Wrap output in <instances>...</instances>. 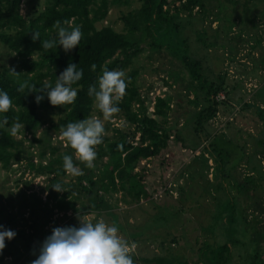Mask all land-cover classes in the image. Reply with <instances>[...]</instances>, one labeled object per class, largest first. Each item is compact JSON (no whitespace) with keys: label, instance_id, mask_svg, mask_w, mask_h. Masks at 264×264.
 Returning a JSON list of instances; mask_svg holds the SVG:
<instances>
[{"label":"trees","instance_id":"trees-1","mask_svg":"<svg viewBox=\"0 0 264 264\" xmlns=\"http://www.w3.org/2000/svg\"><path fill=\"white\" fill-rule=\"evenodd\" d=\"M206 1L0 0V43L17 58L20 71L16 72L21 73L19 76H13L4 67L0 70V91L7 92L15 106L6 114L8 125L0 128V168L9 171L14 165L26 161L28 174L31 173L33 178H42L45 181L46 186L43 188L46 194L45 203H53L54 211L62 213L63 217L69 212L79 211L82 215L101 213L110 215L112 210L110 199L124 205L151 202L159 213L153 216V224H147L145 231L153 228L160 229L163 233L175 214L166 217L167 211L164 206H158L152 201L154 197H158L159 189H152L147 181L150 168L140 165L142 161L155 159H160L162 165H167L163 162H166L163 157L169 153L173 144L181 142L176 124L169 123L172 97L167 94H163L162 98L156 97L153 112H148L152 100L149 99L148 93L144 98L141 96L134 82L136 72L132 71L126 78L128 84L126 95L118 105L121 111L114 117L126 122L128 128L118 129L106 124V133L110 125L113 128L112 136L106 134L103 143L98 146L95 167L88 169L77 161L82 174L70 180L63 169L62 156L64 154L74 156V152L67 146L66 141L60 140V128L66 127L69 122L92 116L93 98L87 95V90L89 85L97 83L98 77L102 74V67L126 72L141 54L143 46L147 44L155 51L170 56L183 69L188 78L184 89L188 95L193 96V100L187 103L197 109L192 117L193 130L195 133L203 131L202 129L212 119H216L218 109L226 102L223 79L217 77L213 81L208 80L202 61L195 59L191 51L192 42L187 36L188 30L191 31L195 36V43L206 47L203 37H207L205 34L200 35L199 28L196 30L195 25L201 26L203 19L209 21L210 16H203L200 20L193 18L195 9L204 12ZM221 1L227 5L218 7L219 12L223 10L225 18H219L218 14L213 16L214 22L226 23L222 29L226 28L230 33L237 25H242L240 32H249L256 28V17L251 18L249 15L254 8L255 0ZM24 3L26 13L22 16L20 8ZM120 8H124L126 12L118 18L123 30L116 32L108 23L104 25V22H107L111 9ZM231 15L234 18L229 23L227 19ZM65 20L82 26L83 38L80 45L68 53L64 52L62 46L45 51L41 48L42 40L53 39L56 36L53 25L56 21L63 23ZM35 31L40 33L41 38L34 42L31 37ZM256 48H261V42L254 40L251 49ZM262 49L264 50V47ZM262 62L264 63V58ZM69 63H75L78 69H83V78L74 85L80 88L76 101L65 109L52 106L46 95L37 104L35 96L43 95L42 93L17 91L18 84L22 81L35 84L37 90L46 83L54 86L56 77ZM93 64L96 65L95 71L92 70ZM163 86L170 87L166 82H163ZM219 94L223 95V101L216 100ZM133 107H136V110ZM243 107L255 110L263 122V129L256 138H250L252 150L246 156L248 172L242 181L233 180L230 184L231 176L226 170L229 156L224 150L223 142L216 141L204 149L216 167L215 184L208 185L204 193L211 196L212 190L221 196L211 198L218 203L216 208L218 212L206 215L209 217V223L203 229V234L209 237V241L203 243L199 261L195 264H232V250L235 249L238 253L239 249L244 247L250 248L246 250L245 257L238 256L239 259H244L242 264H264L262 259L264 251L255 250L256 244L251 241L244 228V217L239 209V203L244 201L250 206L264 204V110L261 107H253L252 104H244ZM96 116L101 117L98 110ZM17 121L24 125V131L21 129L16 134H19V140L16 139V135L13 136L10 131L5 130L10 129ZM228 123L232 121L226 122V125H230ZM40 130L44 131L41 136H37ZM209 138H213V135ZM33 148L37 151L33 152ZM55 183H61L68 191H54L51 186ZM29 185L30 183H26L27 188ZM160 190L164 191L163 195L172 191L165 186ZM230 190L235 196L229 194ZM118 194L119 200H116ZM200 200L204 201V197ZM47 204H44L45 211L34 212L40 221L31 227V234L19 232V240L13 238L10 242L5 241L6 247L0 253V262L5 257L9 260L23 259L31 257L32 253H38V247L50 234L45 230L51 222ZM4 218V211L0 208V225L11 230L14 219L9 216L4 223ZM113 220L116 223V217H113ZM118 228L123 230L119 225ZM167 235L169 233L166 232L165 236ZM165 236L159 246L162 254L151 258L134 256L135 264H189L183 258L168 252V248H164ZM33 240L37 242L36 247L32 245ZM23 253L27 255L24 256ZM28 262L23 263L31 264Z\"/></svg>","mask_w":264,"mask_h":264},{"label":"rangeland","instance_id":"rangeland-1","mask_svg":"<svg viewBox=\"0 0 264 264\" xmlns=\"http://www.w3.org/2000/svg\"><path fill=\"white\" fill-rule=\"evenodd\" d=\"M222 5L226 4L221 0H207L204 12H200L198 9L193 12V18L198 20L203 16H210L209 21L206 18L203 19L204 22L201 26L195 25L196 30L199 28L200 35H206L207 38L203 37L206 47L195 43V36L191 31L188 30L187 33L192 42L191 51L194 53L195 59L202 61L206 77L209 81H213L217 77L222 78L223 90L226 93L225 105L218 109L220 117L212 119L202 129L203 131L195 133L193 130L192 117L197 109L187 103V101L193 100V96L188 95L184 89L188 78L181 66L170 56L164 52L155 51L146 44L143 46L141 54L134 60L132 67L125 72L126 78L132 71L136 72L134 82L143 98L146 93L152 102L151 93L154 98L157 94L160 97L163 94L172 97L169 123L170 125L176 124L181 142L173 144L169 153L163 157L166 160L163 162L167 165H162L160 159H155L147 162L142 161L140 166L150 168V176L147 181L151 184L152 189H159L158 197H154L152 201L158 206H164L163 208L167 211L166 217L172 214H175V217L171 219L163 233L160 229L153 228L145 231L146 225L153 224V216L159 213L151 202L144 201L139 205H124L110 199L112 205L110 215L105 213L88 214L83 215L82 218L93 222L103 218L107 223H113V217H116V224L123 228V230L119 229L120 234L125 239L136 242L135 256L138 258H151L162 254L159 246L167 232L169 235L165 236L164 248H168V252L183 258L189 264L199 261L200 251L203 250L202 245L209 241V237L203 234V229L209 223V217L206 215L218 212V210L216 211L218 203L211 198L212 196L216 198L221 196L220 193H215L212 190L210 191L211 196L204 193V189L208 185L215 184L216 173L215 164L204 149L216 141L223 142L224 150L229 156L226 170L227 174L231 176L230 184L233 180L242 181L248 172L246 156L252 150L250 138H256L263 129V122L255 110L244 109L243 105L252 104L253 107H261L264 110V63L262 62L264 58L262 49L264 47V0L254 1V8L249 12V15L251 18L256 17V28L249 32H240L239 29L242 25H237L229 33L226 28L222 29L226 26L225 22H214V14H218L219 18H225L223 10L219 12L218 9ZM20 9L23 16L26 13L25 3ZM240 10L241 8H239ZM125 12L124 8L111 9L104 25L108 23L116 32H122L123 26L118 18ZM233 18V15L228 17L229 23ZM248 27L251 26L248 25ZM214 32L216 33L214 34ZM207 39H209L208 42H206ZM254 40L261 42V48L251 49V46H254ZM3 67L9 71L10 69L20 71L17 58L0 43V70ZM163 82H166L170 87L163 86ZM153 106V104L149 106L148 112H153ZM133 108L136 110V107ZM96 115L97 109L93 106L92 116ZM231 121L232 123H228L230 125H226V122ZM106 124H111L113 128L118 129L128 128L126 122L117 118L105 121V126ZM111 125L107 136H112ZM43 131L40 130L37 136H41ZM18 135H16L17 140L20 139ZM211 135L213 138H209ZM60 140L62 139L60 138ZM32 151L36 152L37 150L33 148ZM26 165L27 162L22 161L21 164L14 165L9 171L0 168V208L3 209L5 216L3 222H7L8 217L12 216L14 224L11 225V230L16 233L15 238L18 240L19 232H24L25 235L31 234V227L34 224H39L40 221L39 216L34 212L45 211L46 205L44 204H47L45 203L46 194L43 192V188L46 186L45 181L42 178H33L31 173L28 174ZM73 178L74 176L69 175V180ZM26 183H30L29 188L26 187ZM164 186L168 190H172L167 195H163L164 191L160 190ZM229 194L235 196L231 190ZM119 196L120 194L116 200H119ZM202 197L205 202L200 200ZM47 206V212L51 215V222L45 229L50 233L48 236L51 235L52 229L55 227H79L77 215H82L81 211L78 213L69 212L66 217H63L62 213L54 211L53 203H48ZM77 208L79 209V206ZM239 209L244 217V228L251 241L256 244L255 250L264 251V204L250 206L244 201L239 203ZM32 245L36 247L37 242L33 240ZM249 248L239 249L238 253L233 249L232 264H242L244 259H239L238 256L245 257L246 250ZM38 249L40 250V247ZM247 252L249 253V251ZM30 255L31 257L23 259L9 260L8 257H5L0 264H25L23 263L25 261L31 263L38 257L39 251ZM262 259L264 260V255Z\"/></svg>","mask_w":264,"mask_h":264},{"label":"clouds","instance_id":"clouds-1","mask_svg":"<svg viewBox=\"0 0 264 264\" xmlns=\"http://www.w3.org/2000/svg\"><path fill=\"white\" fill-rule=\"evenodd\" d=\"M56 36L50 40H42L41 48L45 51L62 46L65 53L77 48L83 38L82 26L74 25L72 21H56L53 25ZM32 40L40 39L38 31L32 32ZM96 65H92L95 71ZM102 74L97 83L88 87L87 95L93 98V106L99 111L101 117L89 116L82 120L67 123L60 128V137L66 141L67 146L74 152L73 155L62 156L63 169L70 176H79L82 169L76 163L83 164L88 169L95 167L98 156L97 148L103 143L106 133L105 121H111L121 109L118 106L126 95L128 86L126 74L123 70H108L102 67ZM13 76L21 73L10 69ZM83 78V69H78L75 63L68 66L56 77L55 85L44 84L39 90L35 84L28 81L19 82L17 91L27 93H42L36 95L35 102L39 104L46 95L50 104L54 107L72 105L80 91L74 87ZM15 106L11 97L5 91H0V128L8 125L7 113ZM24 125L14 122L6 131L15 136ZM51 188L56 192L68 191L61 183H55ZM78 214L79 227H55L50 236L46 237L40 246L38 257L31 264H135L134 256L137 244L125 239L119 232L118 225L107 223L103 218L95 222L82 218ZM16 233L4 229L0 225V253L6 247V240L15 238Z\"/></svg>","mask_w":264,"mask_h":264},{"label":"built area","instance_id":"built-area-1","mask_svg":"<svg viewBox=\"0 0 264 264\" xmlns=\"http://www.w3.org/2000/svg\"><path fill=\"white\" fill-rule=\"evenodd\" d=\"M163 91H165V90H163ZM153 94L151 93L150 94V97H151V99H153V102L151 103V105L153 104L154 105V99L156 98V97H160V95L159 94H157V95H155V98L152 96ZM162 98V97H161ZM223 99H224V97L222 96V94L220 95H218L217 96V98H216V100L217 101H223ZM152 113V112H151ZM218 117H220V114L219 113H217V115H216V119L218 118ZM229 119H230V116H229ZM231 120V119H230Z\"/></svg>","mask_w":264,"mask_h":264}]
</instances>
